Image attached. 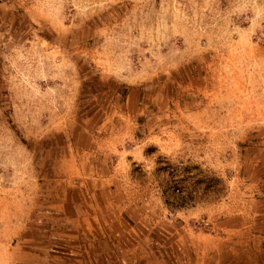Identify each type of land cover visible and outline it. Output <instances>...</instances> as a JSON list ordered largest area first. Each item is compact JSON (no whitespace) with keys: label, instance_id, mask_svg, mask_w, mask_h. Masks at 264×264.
<instances>
[{"label":"rangeland","instance_id":"374dc122","mask_svg":"<svg viewBox=\"0 0 264 264\" xmlns=\"http://www.w3.org/2000/svg\"><path fill=\"white\" fill-rule=\"evenodd\" d=\"M44 249L264 264V0H0V255Z\"/></svg>","mask_w":264,"mask_h":264},{"label":"crops","instance_id":"0c3cea01","mask_svg":"<svg viewBox=\"0 0 264 264\" xmlns=\"http://www.w3.org/2000/svg\"><path fill=\"white\" fill-rule=\"evenodd\" d=\"M87 256L88 255L85 254H78L67 257L56 253H48V251L44 249L42 252L39 251L30 255L28 254L26 262L28 264H88ZM116 260H118V258L115 256L112 260H108V264H115ZM17 262H19V260L12 255L9 257L0 255V264H18Z\"/></svg>","mask_w":264,"mask_h":264}]
</instances>
